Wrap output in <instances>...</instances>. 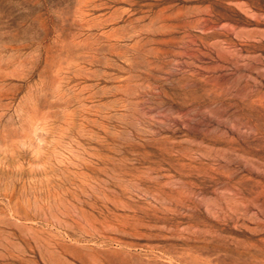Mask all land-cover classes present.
<instances>
[{
  "label": "rangeland",
  "instance_id": "obj_1",
  "mask_svg": "<svg viewBox=\"0 0 264 264\" xmlns=\"http://www.w3.org/2000/svg\"><path fill=\"white\" fill-rule=\"evenodd\" d=\"M0 264H264V0H0Z\"/></svg>",
  "mask_w": 264,
  "mask_h": 264
}]
</instances>
